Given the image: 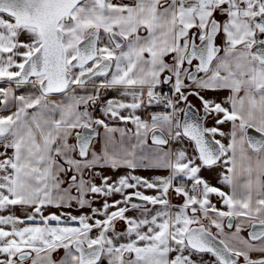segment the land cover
I'll return each mask as SVG.
<instances>
[{"label": "snow or ice", "instance_id": "snow-or-ice-1", "mask_svg": "<svg viewBox=\"0 0 264 264\" xmlns=\"http://www.w3.org/2000/svg\"><path fill=\"white\" fill-rule=\"evenodd\" d=\"M0 264H264V0H0Z\"/></svg>", "mask_w": 264, "mask_h": 264}, {"label": "crops", "instance_id": "crops-1", "mask_svg": "<svg viewBox=\"0 0 264 264\" xmlns=\"http://www.w3.org/2000/svg\"><path fill=\"white\" fill-rule=\"evenodd\" d=\"M195 102V101H194ZM110 174V173H109ZM138 174L140 175H144V176H149L151 175L152 173L150 172H146V171H140ZM148 194H151L150 192ZM117 199L119 198L118 196L116 197ZM73 214H77L75 211L73 212ZM130 215L134 214V213H129ZM123 228V225H118V229H122Z\"/></svg>", "mask_w": 264, "mask_h": 264}]
</instances>
